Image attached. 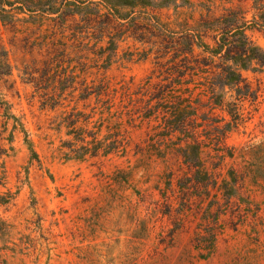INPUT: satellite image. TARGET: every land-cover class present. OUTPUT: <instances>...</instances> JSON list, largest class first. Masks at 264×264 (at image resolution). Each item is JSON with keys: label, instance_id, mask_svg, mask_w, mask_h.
I'll return each mask as SVG.
<instances>
[{"label": "rangeland", "instance_id": "1", "mask_svg": "<svg viewBox=\"0 0 264 264\" xmlns=\"http://www.w3.org/2000/svg\"><path fill=\"white\" fill-rule=\"evenodd\" d=\"M192 1L213 16L253 13V0ZM208 8L183 10L199 18ZM56 17L0 23L10 65L0 67V264H264V72H244L252 97L226 88L220 106L205 95L164 98L163 108H198L185 132L170 131L169 116L131 118L84 99L86 82L103 74L133 89L152 76L149 36L127 32L107 71L86 73L84 45L99 52L108 38L80 45ZM248 35L264 50V32ZM194 141L200 151L186 160L178 149Z\"/></svg>", "mask_w": 264, "mask_h": 264}, {"label": "trees", "instance_id": "2", "mask_svg": "<svg viewBox=\"0 0 264 264\" xmlns=\"http://www.w3.org/2000/svg\"><path fill=\"white\" fill-rule=\"evenodd\" d=\"M221 1L227 4L242 2ZM196 7L208 8L209 5H196L192 0H181L180 5L177 0H0V23L28 24L43 20L48 15H56L60 23L57 29L63 38L68 37L65 30H70L71 39L80 41V45H83L81 36L83 39L98 38L102 43L108 38L99 52L90 43L84 45L83 51L87 49L89 52L84 57L86 73L96 68L99 73L101 69L107 71L113 63L119 39L127 32L132 31L142 40L149 36V42L158 54L157 69L152 76L133 89L125 84L115 85L103 74L99 79L92 80L91 84L86 82L84 99L95 97L99 104L104 105L101 111L126 113L131 118L137 114L142 120L169 116L168 129L183 133L188 127L187 119L198 108L191 105L163 108L159 103L161 100L179 97L184 102L205 95L220 106L224 102L226 88L235 87L240 91V96L246 99L252 97L253 93L244 72H264V50L255 45L248 35L253 30L264 32V0H253L250 19V11L241 6L230 7L218 16L211 15L210 7L206 14L200 13L199 18H195L191 11L183 10ZM171 8L175 11L174 18H164L160 12ZM21 15L24 18H19ZM62 47V51H57L56 55L60 58V65L67 62L66 56L70 54L67 44H62ZM0 67L10 68L5 53L0 55ZM66 76L65 82L68 84L69 76ZM198 79H204L205 83H196ZM167 81L178 82V91L166 92L168 86L162 83ZM242 84L245 91L240 88ZM199 85L203 87L197 93ZM68 87L55 91H66ZM153 101L157 103L153 104ZM80 142L84 144L85 141ZM193 149L200 151V143L194 141L181 145L178 152L188 160Z\"/></svg>", "mask_w": 264, "mask_h": 264}]
</instances>
